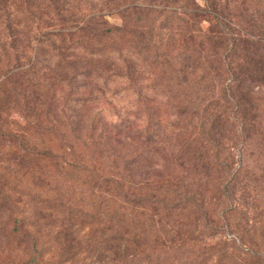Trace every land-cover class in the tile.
Returning <instances> with one entry per match:
<instances>
[{
    "label": "trees",
    "instance_id": "1",
    "mask_svg": "<svg viewBox=\"0 0 264 264\" xmlns=\"http://www.w3.org/2000/svg\"><path fill=\"white\" fill-rule=\"evenodd\" d=\"M49 1L63 24L66 4L90 0ZM104 3L124 5L119 24L92 10L59 32L57 112L72 136L52 122L45 131L0 123L6 162L42 160L46 182L35 186L59 188L12 199L4 167L0 214L10 210L11 233L36 250L38 214L50 209L55 237L89 225L59 264L115 249L121 264H264V0H224L220 12L212 0ZM93 109L86 125H71ZM51 132L59 144L43 141ZM243 179L246 210L235 194Z\"/></svg>",
    "mask_w": 264,
    "mask_h": 264
},
{
    "label": "rangeland",
    "instance_id": "2",
    "mask_svg": "<svg viewBox=\"0 0 264 264\" xmlns=\"http://www.w3.org/2000/svg\"><path fill=\"white\" fill-rule=\"evenodd\" d=\"M107 1L111 6H117L126 0ZM136 1L155 2L157 0ZM213 1L215 8L220 12V6L224 0ZM198 2L203 4V0ZM123 6L106 9L104 0H90L87 3L71 1L66 4V11H64L66 15H69V19L62 24L59 6L51 5L49 0H0V123L10 130L27 128L31 125L36 126L37 130L45 131L49 130V123L52 122L54 125L52 132L59 130V137L62 136V131L69 135L70 128L65 126V122L59 118L57 112L58 98L64 89V86L61 87L59 84L60 74L63 72V69L59 71V32L74 31L76 28L70 27L73 23L72 16L75 18L78 15L85 16L83 20L85 22L92 15L90 13L92 10H101L107 22L119 24L121 21L119 10ZM224 15H229L226 20L231 24L233 21L230 20V16L232 15L226 13ZM233 26L236 27L234 24ZM95 111L96 109L78 111L75 117H71V125L75 128L76 119L86 125ZM108 111L111 112L109 115L115 112L112 109ZM45 126L47 129L43 128ZM52 132L49 135L43 133V141L50 137V142L59 144L57 134L54 135ZM4 152L5 150L0 152V171H4V167L10 170V173L6 170L3 174L6 176L8 188L12 190V199L23 201L28 198L27 194L32 193L55 196L53 193L59 191V188L53 192L50 187L35 186L36 183L46 182V171L49 169L45 166V162L37 160V165L17 169L6 162L2 155ZM257 162V164H264V157ZM251 178L257 179L256 174ZM250 181L243 179L235 188V194L244 210L253 202ZM261 198L263 197L258 198L257 204ZM42 214H38L37 226L41 236L36 237L38 239L36 250L29 238L11 233L13 223L10 210L0 214V264H20L30 258H35L41 264H47L48 261L59 264V251L65 249L73 238L76 240L89 230V225H85L78 233L75 232L66 239H60L55 237L59 227L57 219L59 213L47 209ZM51 218L55 221L53 222ZM260 238H256L258 242ZM64 264L121 263L118 261L115 249L114 251L103 250L100 255L79 253Z\"/></svg>",
    "mask_w": 264,
    "mask_h": 264
}]
</instances>
